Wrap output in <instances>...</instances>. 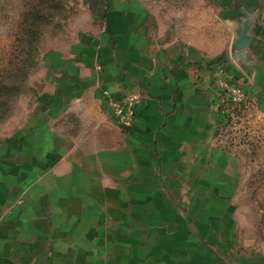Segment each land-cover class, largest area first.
<instances>
[{"label": "crops", "instance_id": "1", "mask_svg": "<svg viewBox=\"0 0 264 264\" xmlns=\"http://www.w3.org/2000/svg\"><path fill=\"white\" fill-rule=\"evenodd\" d=\"M212 2L220 30L199 24L196 40L144 0H87L88 28L45 51L35 103L0 135V264H264V248L223 229L237 162L212 142L221 64L264 91V27L253 73L225 55L260 0ZM105 90L138 92L129 130Z\"/></svg>", "mask_w": 264, "mask_h": 264}, {"label": "rangeland", "instance_id": "2", "mask_svg": "<svg viewBox=\"0 0 264 264\" xmlns=\"http://www.w3.org/2000/svg\"><path fill=\"white\" fill-rule=\"evenodd\" d=\"M144 1L164 8L176 22L187 23L193 39H199V24L211 35L220 30H216L214 15L203 13L213 8V0ZM86 3L87 0H0V135L24 122L35 103L36 77L45 51L65 47L78 30L88 28ZM222 29L225 39L227 32ZM229 30L231 40L225 55L238 66L230 57L234 30ZM213 79L217 122L212 142L237 162L232 166V183L238 181L237 191L224 193L223 229L235 230L240 246L254 242L264 248V91L242 79L235 80L222 64ZM218 80L238 87L243 94L240 100L219 88Z\"/></svg>", "mask_w": 264, "mask_h": 264}, {"label": "water", "instance_id": "3", "mask_svg": "<svg viewBox=\"0 0 264 264\" xmlns=\"http://www.w3.org/2000/svg\"><path fill=\"white\" fill-rule=\"evenodd\" d=\"M263 11L264 0H260L259 5L247 16L236 19V25L232 28L234 37L231 43L230 57L239 67L249 70L251 73L254 72L256 66V63L248 54L252 43V29L257 25L264 27V21L260 17Z\"/></svg>", "mask_w": 264, "mask_h": 264}, {"label": "built area", "instance_id": "4", "mask_svg": "<svg viewBox=\"0 0 264 264\" xmlns=\"http://www.w3.org/2000/svg\"><path fill=\"white\" fill-rule=\"evenodd\" d=\"M264 21V11L260 15ZM98 70H101L97 66ZM218 87L226 92L227 95L231 96L234 100H240L243 96L242 91L228 83L218 80ZM104 98L108 101V116L111 118L113 123L121 130H129L135 123L136 120V108L140 101V96L136 90H132L129 94L122 98H113L108 91H103Z\"/></svg>", "mask_w": 264, "mask_h": 264}]
</instances>
